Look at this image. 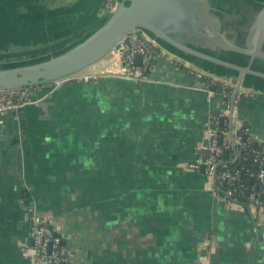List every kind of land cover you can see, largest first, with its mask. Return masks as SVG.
Wrapping results in <instances>:
<instances>
[{
  "label": "crops",
  "instance_id": "0c3cea01",
  "mask_svg": "<svg viewBox=\"0 0 264 264\" xmlns=\"http://www.w3.org/2000/svg\"><path fill=\"white\" fill-rule=\"evenodd\" d=\"M105 12V0H0V31L69 43ZM118 64L113 55L84 72L96 78L49 90L47 111L40 102L0 116V264H35L26 200L63 236L75 264H194L205 256L264 264V212L252 187L231 200L201 166H188L207 157L213 121L226 110L221 90L164 53L141 79L109 73ZM236 115L249 122L236 131L247 135L259 171L264 92L242 98ZM220 118L230 127L228 114ZM225 151L229 169L241 149Z\"/></svg>",
  "mask_w": 264,
  "mask_h": 264
},
{
  "label": "water",
  "instance_id": "95a60500",
  "mask_svg": "<svg viewBox=\"0 0 264 264\" xmlns=\"http://www.w3.org/2000/svg\"><path fill=\"white\" fill-rule=\"evenodd\" d=\"M18 16L30 19L27 14ZM14 31H0L2 91L38 86L47 94L117 53L118 45L133 34L152 42L167 55L231 83L228 136L232 147H236L233 120L238 93L264 92V0H111L106 12L69 43L51 44L49 36H20ZM149 54L152 61L154 53L149 50ZM142 58L137 54L136 64H142ZM45 98L39 103L47 111ZM248 125L245 120L237 127ZM201 169L205 171L204 165ZM28 203L26 200L23 205L26 213Z\"/></svg>",
  "mask_w": 264,
  "mask_h": 264
},
{
  "label": "built area",
  "instance_id": "2783aa9c",
  "mask_svg": "<svg viewBox=\"0 0 264 264\" xmlns=\"http://www.w3.org/2000/svg\"><path fill=\"white\" fill-rule=\"evenodd\" d=\"M111 3V0H105V7L107 8ZM151 50L154 54L156 52L164 53L158 49L152 42L139 36L129 35L123 42L117 47V53L114 54L118 60L124 61L125 65L118 64L117 69L121 76L127 79H141L143 78V71L145 67L151 68L152 62L149 54ZM124 54V55H122ZM141 54L142 64H136V55ZM166 54V53H164ZM121 55L123 57H121ZM181 63L183 61L179 60ZM194 75L200 79L206 80L210 85L215 86L221 90V94L225 98L226 110L215 117L213 121V127L210 130V143L207 147L209 155L204 159H199L195 163H191L188 166L194 169L200 168L201 165L205 167V173L207 181L209 183L217 182L222 189L229 195H234L238 189L245 185V181L240 176L239 170H232L225 168L220 171V167H225L223 161V154L226 149L230 148L231 142L228 136V132L225 130L220 131L218 128L219 118L230 113L231 110V96L233 93L232 85L229 81L216 77L206 71L198 69L189 65ZM95 74L82 73L75 78L80 80H88L96 78ZM256 92L251 90H241L236 98V107L238 102L244 97H252ZM46 93H43L42 87H32L27 90H0V116L9 113H18L24 107L37 104L46 97ZM236 107L234 110V143L238 149L245 148L246 141L243 140V136L238 133L236 125L240 123L239 117L236 115ZM264 146V141H263ZM245 174L251 178H258L261 182L264 181V168L259 171H253L249 168L246 169ZM251 191L255 197L256 185L252 186ZM259 208L264 212V199L258 202ZM30 219L32 222V233L29 237L31 243H27L36 252L35 264H75L70 261L67 246L64 244L63 236L57 232L52 225L45 219H43L38 213L35 207L29 206ZM50 226V228H48ZM194 264H212L210 258L205 256L199 259V262Z\"/></svg>",
  "mask_w": 264,
  "mask_h": 264
},
{
  "label": "trees",
  "instance_id": "16d2710c",
  "mask_svg": "<svg viewBox=\"0 0 264 264\" xmlns=\"http://www.w3.org/2000/svg\"><path fill=\"white\" fill-rule=\"evenodd\" d=\"M218 128L220 131L222 130H229V122H228V118L227 119H222L220 118L218 121ZM242 136L245 135V133L242 132V130H240ZM229 152L231 151V149L228 150ZM251 152H252V146L251 144L243 149H241V158L239 160L238 163L233 164V163H228V168L232 169V170H239L240 171V176L243 179V181H245V184L247 187H252L254 185H256V194H255V201L258 204L259 201L264 199V181L261 182L258 178L254 177L251 178L249 176H247L245 174L246 169L249 168L251 170H255L251 164ZM223 161L226 160L224 159V154H223ZM222 167H220V171H222ZM243 189H238L236 191V193H241ZM29 243H31V240L29 241Z\"/></svg>",
  "mask_w": 264,
  "mask_h": 264
},
{
  "label": "rangeland",
  "instance_id": "374dc122",
  "mask_svg": "<svg viewBox=\"0 0 264 264\" xmlns=\"http://www.w3.org/2000/svg\"><path fill=\"white\" fill-rule=\"evenodd\" d=\"M113 57V54H110L107 58L111 59Z\"/></svg>",
  "mask_w": 264,
  "mask_h": 264
}]
</instances>
